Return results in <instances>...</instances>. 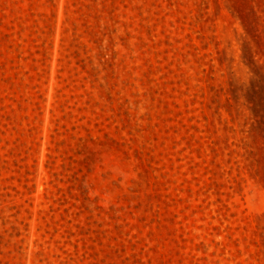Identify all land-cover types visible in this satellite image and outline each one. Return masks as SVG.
<instances>
[{
  "label": "rangeland",
  "instance_id": "rangeland-1",
  "mask_svg": "<svg viewBox=\"0 0 264 264\" xmlns=\"http://www.w3.org/2000/svg\"><path fill=\"white\" fill-rule=\"evenodd\" d=\"M0 264H264V0H0Z\"/></svg>",
  "mask_w": 264,
  "mask_h": 264
}]
</instances>
